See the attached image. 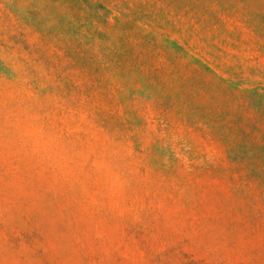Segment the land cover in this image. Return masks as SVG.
Segmentation results:
<instances>
[{"label": "rangeland", "instance_id": "1", "mask_svg": "<svg viewBox=\"0 0 264 264\" xmlns=\"http://www.w3.org/2000/svg\"><path fill=\"white\" fill-rule=\"evenodd\" d=\"M0 264H264V0H0Z\"/></svg>", "mask_w": 264, "mask_h": 264}]
</instances>
